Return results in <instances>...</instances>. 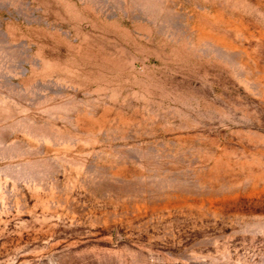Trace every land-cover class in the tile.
I'll list each match as a JSON object with an SVG mask.
<instances>
[{
  "label": "rangeland",
  "instance_id": "rangeland-1",
  "mask_svg": "<svg viewBox=\"0 0 264 264\" xmlns=\"http://www.w3.org/2000/svg\"><path fill=\"white\" fill-rule=\"evenodd\" d=\"M0 264H264V0H0Z\"/></svg>",
  "mask_w": 264,
  "mask_h": 264
}]
</instances>
